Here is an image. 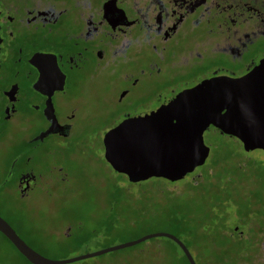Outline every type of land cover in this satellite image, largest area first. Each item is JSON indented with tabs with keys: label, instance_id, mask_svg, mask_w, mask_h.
Here are the masks:
<instances>
[{
	"label": "flooded vegetation",
	"instance_id": "obj_1",
	"mask_svg": "<svg viewBox=\"0 0 264 264\" xmlns=\"http://www.w3.org/2000/svg\"><path fill=\"white\" fill-rule=\"evenodd\" d=\"M263 61L264 0H0V197L13 208L63 207L72 191L62 183L60 142L73 134L84 80L118 81L115 102L134 113ZM50 124L53 131L34 138ZM0 216L50 259L85 253L47 252L51 238L64 244L92 230L62 216L35 235L27 222ZM0 236L15 251L0 252V264H33ZM246 254L236 264H264V252ZM87 257L56 264H95L79 261Z\"/></svg>",
	"mask_w": 264,
	"mask_h": 264
},
{
	"label": "rangeland",
	"instance_id": "obj_2",
	"mask_svg": "<svg viewBox=\"0 0 264 264\" xmlns=\"http://www.w3.org/2000/svg\"><path fill=\"white\" fill-rule=\"evenodd\" d=\"M118 83L102 74L82 83L73 134L60 142L64 145L58 157L64 167L62 183L72 191L63 207H52L50 213L45 207L13 208L1 196L0 212L27 222L35 235L42 236L47 220L84 219V229L92 230L80 239L59 244L51 238L47 252L65 256L157 231L178 237L196 264H236L242 252H264V151H246L234 136L209 125L202 132L208 154L201 165L174 181L153 176L129 181L104 158L101 142L106 129L133 113L115 102ZM7 142L3 139V146ZM238 230L243 232L241 240L236 238ZM0 252H15L1 236ZM89 260L95 264H187L178 245L165 236L148 237L79 261Z\"/></svg>",
	"mask_w": 264,
	"mask_h": 264
},
{
	"label": "water",
	"instance_id": "obj_3",
	"mask_svg": "<svg viewBox=\"0 0 264 264\" xmlns=\"http://www.w3.org/2000/svg\"><path fill=\"white\" fill-rule=\"evenodd\" d=\"M209 125L234 136L246 151H264V61L239 77L201 80L168 95L156 108L126 115L104 131L103 156L129 181L152 176L178 180L204 162L208 147L203 143L202 132ZM50 131H53L51 124L34 138ZM0 232L33 264L73 261L152 236L170 238L188 264H195L185 244L174 234L163 231L64 259H50L37 253L1 216Z\"/></svg>",
	"mask_w": 264,
	"mask_h": 264
},
{
	"label": "trees",
	"instance_id": "obj_4",
	"mask_svg": "<svg viewBox=\"0 0 264 264\" xmlns=\"http://www.w3.org/2000/svg\"><path fill=\"white\" fill-rule=\"evenodd\" d=\"M201 179H202V178H201ZM193 184H194V183L190 184V186H191V185H193ZM183 257H184V255H183ZM184 259H185V261H186V263H187V260H186V258H185V257H184ZM187 264H188V263H187Z\"/></svg>",
	"mask_w": 264,
	"mask_h": 264
}]
</instances>
